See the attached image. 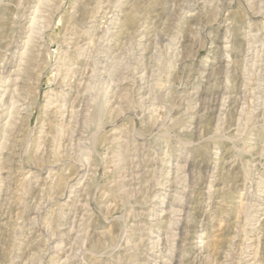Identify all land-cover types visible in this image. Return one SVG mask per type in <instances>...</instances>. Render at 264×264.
Segmentation results:
<instances>
[{"label":"rangeland","instance_id":"rangeland-1","mask_svg":"<svg viewBox=\"0 0 264 264\" xmlns=\"http://www.w3.org/2000/svg\"><path fill=\"white\" fill-rule=\"evenodd\" d=\"M0 264H264V0H0Z\"/></svg>","mask_w":264,"mask_h":264},{"label":"bare ground","instance_id":"bare-ground-1","mask_svg":"<svg viewBox=\"0 0 264 264\" xmlns=\"http://www.w3.org/2000/svg\"><path fill=\"white\" fill-rule=\"evenodd\" d=\"M103 63V62H102ZM125 77V76H124ZM126 79V78H125ZM122 85V84H121ZM122 87V86H121ZM203 108V107H202ZM211 108V107H210ZM230 258V257H229ZM230 260H232V259H230Z\"/></svg>","mask_w":264,"mask_h":264}]
</instances>
